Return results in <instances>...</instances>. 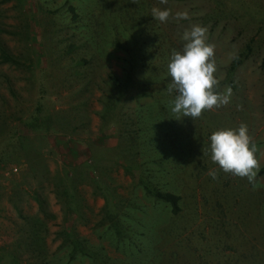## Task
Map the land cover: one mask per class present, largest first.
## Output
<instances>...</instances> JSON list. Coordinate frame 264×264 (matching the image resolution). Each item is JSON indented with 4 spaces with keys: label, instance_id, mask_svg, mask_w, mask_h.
<instances>
[{
    "label": "rangeland",
    "instance_id": "rangeland-1",
    "mask_svg": "<svg viewBox=\"0 0 264 264\" xmlns=\"http://www.w3.org/2000/svg\"><path fill=\"white\" fill-rule=\"evenodd\" d=\"M66 1L81 6L78 0H0V50L11 56L7 62L0 57V264H143L149 257L144 248L162 240V225L169 222L187 229L182 250L175 239L157 245L160 264H228L236 240L264 261V225L235 218L241 205L264 203V172L258 171L255 186L223 172L210 158L208 139L217 129L244 124L257 146L259 169L264 166V0L160 5L172 13L163 25L181 50L185 30L206 28L214 46L215 91L231 89L227 104L186 117L185 140L204 150L207 162L196 180L195 205L184 200L178 217L138 181L151 168L147 179L160 188L181 180L171 162L172 179L165 177L164 164L152 162L140 143L157 130L156 102L135 92L121 49L104 43V61L83 41ZM178 11L189 18L176 20ZM247 46L248 55L229 74ZM171 154L181 164L179 144ZM117 222L139 223L135 243L120 242ZM76 240L83 249L74 247Z\"/></svg>",
    "mask_w": 264,
    "mask_h": 264
},
{
    "label": "trees",
    "instance_id": "trees-1",
    "mask_svg": "<svg viewBox=\"0 0 264 264\" xmlns=\"http://www.w3.org/2000/svg\"><path fill=\"white\" fill-rule=\"evenodd\" d=\"M79 4H71L66 1V13L69 14V19L73 22V27L76 32L83 37L85 41L101 59L107 57V48L104 43L116 45L127 55V64L131 73V79L135 87V92L139 95L148 96L157 104L158 110V125L157 130L153 128L152 133L148 137H142L140 143L144 144L143 151L149 153L150 160L154 163H163L164 175L172 179L171 166L178 168L181 175V180L176 183H168L165 188H160L157 183L147 179L152 175L150 172L153 168L146 169L148 174L139 175L138 181L141 183L146 192L156 202L162 203L166 207V212L172 216L178 217L183 211L182 202L186 200L185 205H195V193L199 183L196 181L206 168V155L204 150H195L193 144H188L184 130L188 129L189 125L186 117L182 114H174L171 112L170 103L175 99V91H169L171 87V78L167 72V64L173 51H181V49L172 43V37L165 30L163 23L153 19L151 10L154 7H160L161 0H78ZM136 31H132L133 28ZM83 29V30H81ZM109 37L110 41H106ZM70 49V48H69ZM69 51V50H68ZM250 46L245 47L240 51L229 65V74L243 61L248 55ZM102 56L104 58H102ZM2 61L11 60V56L0 50ZM107 60V58H106ZM104 60V61H106ZM181 129L178 136L173 134L174 127ZM29 128L30 122L25 123ZM154 126V125H153ZM185 126L184 128H182ZM48 128V126H47ZM46 129V128H45ZM44 129V130H45ZM17 133L21 134L19 130ZM197 133V132H196ZM42 134H46L44 131ZM198 134V136H200ZM22 136V134H21ZM42 136V135H41ZM43 137V136H42ZM179 144L180 150L183 153L181 164L177 160L174 163L171 151L174 145ZM148 147V149H147ZM151 148V149H150ZM264 172V166L259 169V173ZM217 208H220L217 205ZM221 210V209H220ZM170 215V216H171ZM237 221L244 223L246 221L252 223L258 221L255 225L262 229L264 225V203L261 201H250L245 205H241L235 214ZM117 222V235L120 242L127 239L132 243L134 241V230L136 232L139 223L136 226L127 224H119ZM236 227V224H235ZM187 226L179 228L174 223L162 225V240L151 243L144 249L148 250V256L143 264H160L158 256L159 246L169 239H175L179 251L184 238ZM187 239V238H185ZM79 240L74 242V247L83 249ZM245 243V242H244ZM240 245V244H239ZM237 240L233 247L232 255H230L228 264H264L261 253L256 252L254 247L244 245L238 247ZM157 246V248H156ZM83 252H85L83 250ZM86 254V253H85ZM158 258V259H157ZM172 262V261H171ZM96 264H102L97 262ZM167 264H171L170 262Z\"/></svg>",
    "mask_w": 264,
    "mask_h": 264
},
{
    "label": "clouds",
    "instance_id": "clouds-1",
    "mask_svg": "<svg viewBox=\"0 0 264 264\" xmlns=\"http://www.w3.org/2000/svg\"><path fill=\"white\" fill-rule=\"evenodd\" d=\"M166 3V0H161ZM172 13L168 8L154 7L151 10L153 19L161 23L168 21ZM176 20H187V11L174 14ZM185 41L181 51H173L167 64L171 78L169 91H175L171 107L174 114L183 117L198 118L202 111L227 104L231 89L220 94L215 91L218 80L214 73L217 70L214 57V46L206 41V28L192 25L182 33ZM210 158L225 173L246 177L255 186L259 162L256 157L257 146L248 134L247 126L238 128H221L209 136ZM208 175L216 178V171L209 170Z\"/></svg>",
    "mask_w": 264,
    "mask_h": 264
}]
</instances>
